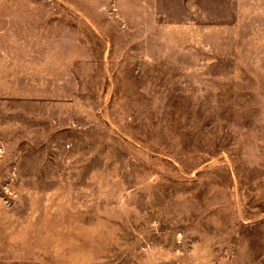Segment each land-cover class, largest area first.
<instances>
[{
  "label": "rangeland",
  "instance_id": "rangeland-1",
  "mask_svg": "<svg viewBox=\"0 0 264 264\" xmlns=\"http://www.w3.org/2000/svg\"><path fill=\"white\" fill-rule=\"evenodd\" d=\"M0 264H264V0H0Z\"/></svg>",
  "mask_w": 264,
  "mask_h": 264
},
{
  "label": "crops",
  "instance_id": "crops-1",
  "mask_svg": "<svg viewBox=\"0 0 264 264\" xmlns=\"http://www.w3.org/2000/svg\"><path fill=\"white\" fill-rule=\"evenodd\" d=\"M24 69H26V68H24Z\"/></svg>",
  "mask_w": 264,
  "mask_h": 264
}]
</instances>
